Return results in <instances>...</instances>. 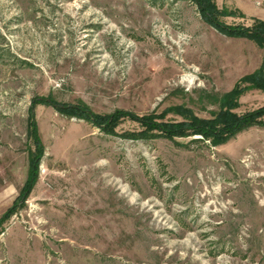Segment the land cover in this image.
Segmentation results:
<instances>
[{
	"label": "rangeland",
	"instance_id": "374dc122",
	"mask_svg": "<svg viewBox=\"0 0 264 264\" xmlns=\"http://www.w3.org/2000/svg\"><path fill=\"white\" fill-rule=\"evenodd\" d=\"M211 2L225 26L264 22V0ZM263 54L195 0H0V217L15 205L0 264H264V123L222 144L190 131L133 139L137 122L99 127L56 107L180 106L211 120ZM237 103L254 111L264 90ZM33 122L42 152L24 200Z\"/></svg>",
	"mask_w": 264,
	"mask_h": 264
},
{
	"label": "trees",
	"instance_id": "16d2710c",
	"mask_svg": "<svg viewBox=\"0 0 264 264\" xmlns=\"http://www.w3.org/2000/svg\"><path fill=\"white\" fill-rule=\"evenodd\" d=\"M195 2L197 3L201 13L204 15L207 23L219 33L228 37L247 38L256 43L258 46L264 47L263 21H255L250 27L225 26L218 22V17L229 15L226 11L220 12L211 0H195ZM249 88L264 90V54L260 66L253 73L241 79L232 91L223 94L222 102L226 109L211 120H204L191 115L189 111L180 106L173 107L159 115L148 114L144 116H137L130 112L118 111L108 117L90 113L84 106H55L60 111H65L70 115H77L86 119L89 118L92 123L99 127L107 126L114 128V126L124 119L137 122L143 130L138 132L137 135H132L133 139L157 135L172 138L176 136H184L186 131H190L192 134H201L207 138L212 137L214 142L222 144L236 133L242 132L247 128L255 126L256 124L263 125L264 123V121H261L264 120V106L244 115H237L230 111L238 107L237 100L239 96ZM169 112H175L184 120L179 123L164 121L166 114ZM33 116L34 113L31 114V118ZM153 131H158V134L152 133ZM148 132L150 133L146 135ZM31 134L36 148V153L30 154L27 177L21 193L22 196H24V200L30 194L38 180V165L42 152V144L37 134L35 122L31 124ZM14 208L15 205L7 209V211L0 217V225L12 214Z\"/></svg>",
	"mask_w": 264,
	"mask_h": 264
}]
</instances>
